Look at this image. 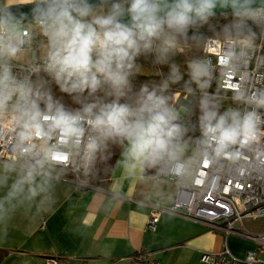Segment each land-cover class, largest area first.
Wrapping results in <instances>:
<instances>
[{"label": "clouds", "instance_id": "1", "mask_svg": "<svg viewBox=\"0 0 264 264\" xmlns=\"http://www.w3.org/2000/svg\"><path fill=\"white\" fill-rule=\"evenodd\" d=\"M37 28L46 37L41 67L61 92L72 95L80 107L71 109L54 100L43 84L33 85L28 77L18 78L11 61L24 51L29 32L20 27L11 13L0 16V121L15 134L16 157L0 173V187L8 175L17 172L4 203L27 193L34 198L50 188V167L79 154L81 146L88 161L112 141L125 146L123 166L133 173L147 163L179 161L187 145L182 137L187 129L177 123L178 112L164 95L167 82L157 90L147 85L131 101L129 77L136 59L157 53L158 61L175 50L188 30L205 22L217 3L251 11L254 0H107L92 5L89 0H30ZM190 81L199 88L208 86L209 67L202 61L188 65ZM181 77L172 68V82ZM191 92V89H188ZM102 92L104 98L96 94ZM87 93L91 101L81 97ZM110 97V100L105 98ZM251 109H228L221 113L207 95L200 101L201 116L196 154L205 164L211 160L241 158L264 137V91L250 98L237 95ZM124 101V102H121ZM23 161L19 170L15 167ZM176 163L175 175L184 173ZM39 177V179H38Z\"/></svg>", "mask_w": 264, "mask_h": 264}, {"label": "crops", "instance_id": "2", "mask_svg": "<svg viewBox=\"0 0 264 264\" xmlns=\"http://www.w3.org/2000/svg\"><path fill=\"white\" fill-rule=\"evenodd\" d=\"M30 0H0V7ZM125 146L117 154L107 178L95 184L74 182L65 170L50 167V188L34 198L27 193L4 203L0 210V248L7 250L0 264H45L58 257L64 264H133L130 255L141 250L162 264H205L200 257L224 245V236L203 223L162 212L153 231L146 228L150 204H171L175 185L153 182L138 167L128 173ZM23 161L15 167L19 170ZM6 163L0 161V173ZM156 172V171H155ZM0 187L4 200L17 172L5 173ZM39 179V177H38ZM255 231H264V219ZM246 223L250 224V221ZM246 225V224H245ZM228 249L242 257L255 244L229 235Z\"/></svg>", "mask_w": 264, "mask_h": 264}, {"label": "built area", "instance_id": "3", "mask_svg": "<svg viewBox=\"0 0 264 264\" xmlns=\"http://www.w3.org/2000/svg\"><path fill=\"white\" fill-rule=\"evenodd\" d=\"M254 20L259 22L260 30L256 37L251 36H209L201 44V60L209 67L210 75L217 79V86L224 98L234 100L237 95L250 98L264 91V8L251 10ZM35 21L21 24L29 32L23 52L27 53L25 62L11 61L13 73L20 79L28 77L31 81L32 69L43 64V46L46 37L39 29L31 28ZM39 72L46 73L41 70ZM179 92L174 93V101ZM180 98H190L184 93ZM238 109L247 111L251 105L237 101ZM264 118V109H258ZM5 121H0V161L13 163L16 157L15 134L6 128ZM264 127V125H262ZM201 136L200 130L193 146ZM89 162L81 146L79 154L73 153L69 160L52 166L66 170L71 179L78 183L80 174ZM176 163L184 165L181 176L172 169ZM187 165L182 161L161 162L151 176L153 182H170L175 185L171 204H150V213L146 228L153 231L162 212L175 214L203 223L209 229L224 236L223 247L216 252L201 254L200 260L205 264H264L259 258L264 253V231L250 230L246 221L264 219V137L250 149L242 150L241 158L236 160H211L207 166L203 157L198 158L189 177L184 179ZM229 235L243 237L255 244L242 257L234 255L226 245ZM133 264H162L150 258L148 252L138 250L130 255ZM45 264H64L58 257H48Z\"/></svg>", "mask_w": 264, "mask_h": 264}, {"label": "trees", "instance_id": "4", "mask_svg": "<svg viewBox=\"0 0 264 264\" xmlns=\"http://www.w3.org/2000/svg\"><path fill=\"white\" fill-rule=\"evenodd\" d=\"M118 2V1H115ZM107 3L109 6L111 3ZM259 22L253 19L251 11H242L239 14L232 12H223L210 14L205 22H200L196 26L188 30L187 36L180 40L179 45H185L189 49L187 52L181 50H173L169 52L165 59L158 61L157 53H145L137 57L136 68L133 74L129 77L132 91L128 94L129 101L135 98V94L140 88L147 85L151 90L153 88L159 90L165 82L168 87L164 91V95L169 98V103L173 104L178 111L179 105L177 100L182 94L186 93L192 101L189 103L185 114L178 116L177 123L182 128L187 129L182 137V142L192 145L196 139L199 128V117L201 116L200 101L207 95L208 99L218 105L221 113L226 110V106L230 105L231 109H238V102L226 98L222 100L223 95L228 94L223 92L217 86L215 76L205 77L208 80V86L204 89L199 88L194 82L190 81L188 62L201 60V44L203 40L209 36L225 37V36H251L256 37L259 33ZM175 66L178 69V74L181 77L177 82H172V68ZM145 69L149 70L148 73ZM31 82L33 85L43 84L44 90H50L54 100L63 103L67 108L75 109L80 107L72 95L61 92L58 85L47 73L37 72L32 75ZM191 89V92L188 91ZM179 92V96L174 101V93ZM98 97L104 98L102 92L96 94ZM87 97L84 94L81 99ZM92 97H87L91 101ZM110 100L111 98H105ZM124 102V101H121ZM123 145L108 141L107 147L98 151L94 158L89 162L88 167L80 174L79 179L82 181L95 184L103 178H107L111 168L115 162L118 152ZM157 163L155 166L144 165V172L152 175L160 166ZM65 172H67L65 170ZM7 250L0 248V263L6 256Z\"/></svg>", "mask_w": 264, "mask_h": 264}, {"label": "water", "instance_id": "5", "mask_svg": "<svg viewBox=\"0 0 264 264\" xmlns=\"http://www.w3.org/2000/svg\"><path fill=\"white\" fill-rule=\"evenodd\" d=\"M118 0H107V3L115 2ZM89 3L96 6L100 5L101 0H89ZM35 7V5L32 2H25L20 4H12L8 6L0 7V16H4L6 13H11L12 16L15 18V20L19 23H24L27 21H32L33 19V13L32 9ZM264 8V0H254V2L250 5V9H261ZM242 11H245L244 9H233L231 4L227 6H221L220 3H217L216 7L211 10V14L216 13H223V12H232L239 14Z\"/></svg>", "mask_w": 264, "mask_h": 264}, {"label": "rangeland", "instance_id": "6", "mask_svg": "<svg viewBox=\"0 0 264 264\" xmlns=\"http://www.w3.org/2000/svg\"><path fill=\"white\" fill-rule=\"evenodd\" d=\"M20 26L22 23H19ZM177 50H181L183 52H187L188 51V47L185 45H179L177 48ZM27 58V53L26 52H22L21 56L19 59H15L14 61H20V62H25ZM191 62L189 61L188 64H190ZM145 72L148 73L149 70L145 69ZM226 98H222V100H225ZM192 101V98H179L177 100V104L179 105L178 107V116H183L185 114V111L189 105V103ZM232 107L230 105L226 106V110L231 109ZM187 145L186 151L183 153V155L181 156L180 160H182L186 165V173L184 176V179H187L189 177V174L191 173L193 167L195 166V164L197 163V160L199 158V156L196 154V150L194 146L192 145ZM247 222V221H246ZM246 226L248 229L250 230H257L260 229V227H257L256 225H258V222L254 223V221H250V224L246 223ZM259 226V225H258ZM259 258L264 261V253H261L259 255Z\"/></svg>", "mask_w": 264, "mask_h": 264}]
</instances>
